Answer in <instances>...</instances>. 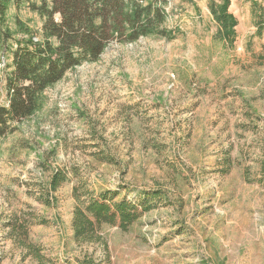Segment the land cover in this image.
Wrapping results in <instances>:
<instances>
[{
	"label": "rangeland",
	"instance_id": "1",
	"mask_svg": "<svg viewBox=\"0 0 264 264\" xmlns=\"http://www.w3.org/2000/svg\"><path fill=\"white\" fill-rule=\"evenodd\" d=\"M210 1L219 3L166 0L172 39L110 42L13 124L0 141V264H37L10 239L18 212L37 219L30 240L52 264H264V29L258 36L250 0H231L236 37L221 41ZM15 15L40 34L28 3ZM10 62L0 55L2 104ZM56 167L68 180L46 206ZM82 184L150 209L127 232L103 227L100 244L79 245L72 189Z\"/></svg>",
	"mask_w": 264,
	"mask_h": 264
},
{
	"label": "trees",
	"instance_id": "2",
	"mask_svg": "<svg viewBox=\"0 0 264 264\" xmlns=\"http://www.w3.org/2000/svg\"><path fill=\"white\" fill-rule=\"evenodd\" d=\"M0 0V55L11 57L7 67L11 72L4 77L6 104L0 102V141L10 134L15 122L31 117L41 106L45 90L62 80L69 70L82 63L96 61L110 42H135L141 37L172 39L177 30L166 27L168 15L166 0ZM251 1L257 35L263 32V11L258 2ZM42 19L40 36H32L22 25L15 12L24 5ZM231 0L210 1L209 13L217 25L222 41L232 42L235 37V19L229 13ZM14 12H13V11ZM60 20L57 21L55 16ZM14 17L24 36L18 38L9 30L8 18ZM26 31V33L24 32ZM34 38H38L35 40ZM1 93V92H0ZM103 162L113 164L110 157ZM264 176V162L261 167ZM67 172L54 168L46 184V206L56 205L54 193L67 179ZM75 199L71 227L73 241L79 245L100 244L103 227L118 226L123 232L131 229L150 206H138L123 198L114 200L108 191L88 194L85 186L72 189ZM27 213V212H25ZM37 220L30 214L18 212L6 228L10 239L26 251L37 264H52L41 254L38 245L30 240V227ZM40 224H44L42 221ZM80 264H98L85 256Z\"/></svg>",
	"mask_w": 264,
	"mask_h": 264
},
{
	"label": "water",
	"instance_id": "3",
	"mask_svg": "<svg viewBox=\"0 0 264 264\" xmlns=\"http://www.w3.org/2000/svg\"><path fill=\"white\" fill-rule=\"evenodd\" d=\"M57 18H59V16L57 15Z\"/></svg>",
	"mask_w": 264,
	"mask_h": 264
}]
</instances>
